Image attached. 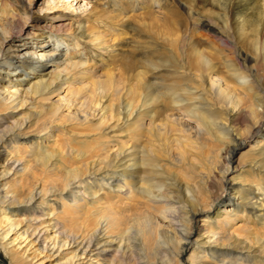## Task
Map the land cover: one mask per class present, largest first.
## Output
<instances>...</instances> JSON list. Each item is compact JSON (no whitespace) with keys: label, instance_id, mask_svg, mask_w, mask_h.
Returning <instances> with one entry per match:
<instances>
[{"label":"bare ground","instance_id":"6f19581e","mask_svg":"<svg viewBox=\"0 0 264 264\" xmlns=\"http://www.w3.org/2000/svg\"><path fill=\"white\" fill-rule=\"evenodd\" d=\"M81 3L0 0L7 263L264 264V0Z\"/></svg>","mask_w":264,"mask_h":264},{"label":"rangeland","instance_id":"374dc122","mask_svg":"<svg viewBox=\"0 0 264 264\" xmlns=\"http://www.w3.org/2000/svg\"><path fill=\"white\" fill-rule=\"evenodd\" d=\"M4 1L6 2V4L8 5L9 8H13V10H15V12L19 15V21H20V23L24 24L25 30L28 31L27 33H31L32 31H36V29H35L36 28L35 27L36 24L44 23V22L49 21L47 19H41L43 16L50 17V16H52V14H54V13H43V11L42 12H39L38 11V8H37L38 7V4L42 0H38V1L37 0H32V4L30 6H28L26 3L22 2V0H4ZM80 1L83 2L81 4H84V2L85 3H88V2L90 3L91 2V0H80ZM163 1L173 2V4H175V6L179 7L180 3H182V5H183V4H185V1L186 0H163ZM146 6H149V5L146 3L143 6V8H144V14L147 15V14H150V8L151 7L150 6L149 7H146ZM179 9H180V7H179ZM25 11H26L27 15H24L23 16L22 13H24ZM152 20L153 19L152 18H149V17H146L145 18V22H151ZM53 22H58V20H55ZM59 22H64V19H61ZM135 25L136 24H130V23H128V24L125 25V28L124 29L127 30L128 32H130V34H133L134 36L139 37V39L137 41L141 45H144V43L147 42V38L145 37L146 36L145 34L148 31H146V30H144L143 32L142 31H137V33L139 34L138 35L136 32L131 31L132 30V27H135ZM36 39L37 40L34 39V40H30V41L28 39H25V43H27L26 45H28V46L27 47L25 46V50H22V51H18V50H20L21 47L20 48H18V47H12L10 45V43H12V42H10V41L7 43L6 46L7 47L9 46L10 47L9 50H11L13 52V54L15 56H17L18 54H20V53H22V52H24L26 50L27 51H31V49H30L31 48V45L32 46H34V45L35 46L36 45L37 46H41L42 45V42L46 40V38H39V39L36 38ZM67 47H68L67 48V53H66L67 55H70V54L73 55L72 53L75 52V51H77V50L80 51V53H76V55L70 56L69 59H73L74 58L76 60V59H83L84 58V55L83 54H85V50H82V49H79V48L76 47L75 49H73V50L70 51L69 50L70 46H67ZM116 49L118 50V52H123L122 50H124L123 53H125L127 55V53H129V51L132 50V47L130 46V44H128V42H123V45H119ZM35 50L37 51V53H40V51H42L41 49H38V48H36ZM45 50H48V49H45ZM118 52L116 53L117 55L114 56V58L111 60L113 62V65L112 66H113V68H115V70H117V65L119 64V62L120 63H126L125 57H124V61H123L122 58L120 57L122 55H119ZM133 52H134L135 59L139 60L141 58V56H142V53L140 51H137V50H134V49H133ZM62 59H64V57H62ZM41 61L43 62L44 61V58H42ZM48 63L52 65L51 62H48ZM63 64L65 65V62ZM63 64L59 65V67H57V69L58 70H62V67L64 66ZM42 76H43L44 79H46L48 77V74L42 75ZM60 94L57 95V96L55 95L54 97H52L50 99V101L51 102H56V100L58 99V97H60V96L63 95L62 93H60ZM118 102L121 103V100L118 101ZM245 151H247V149L246 148H242V150H240L238 152V154H241L242 153L244 156H247L248 154ZM186 253L187 252H185V255H186ZM38 259L41 260L42 264H49V262H50L49 259H51V258H49V259H42V257L39 256ZM0 264H8L7 261H6V259H5V257L1 253H0Z\"/></svg>","mask_w":264,"mask_h":264}]
</instances>
